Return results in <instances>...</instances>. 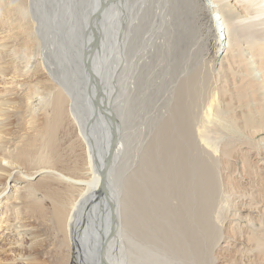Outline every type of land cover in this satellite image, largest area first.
I'll list each match as a JSON object with an SVG mask.
<instances>
[{
    "label": "bare ground",
    "instance_id": "1",
    "mask_svg": "<svg viewBox=\"0 0 264 264\" xmlns=\"http://www.w3.org/2000/svg\"><path fill=\"white\" fill-rule=\"evenodd\" d=\"M31 1L0 0V14L4 15L0 18V71L4 74L3 70L14 72L12 83L16 87L13 93L0 101V197L3 196L0 198V205L3 204L0 212L5 215L4 218L9 213L14 214L19 225L23 209H28L36 220L45 222L48 219L57 233L69 243L70 252L75 250L79 264L125 263L122 256L125 255L126 231L148 245L162 247L184 264H211L210 258L205 259V245L208 243L212 254L224 234L223 225L216 223H221V212L217 214L215 222L217 210L211 209L215 205V193L220 189L219 192L225 194L223 201L228 203L226 197L234 194L235 188L243 187L237 186L238 183L230 176L227 179L224 172L233 167L231 157L237 153L233 148L237 142L236 136L247 134L254 139L257 134H264V0H243L246 5H241V0H213L220 26L225 27L222 29L225 31L224 41L228 43L216 73L213 72L215 68L209 70L208 67L204 69L202 64L200 66L197 56L190 58V49L198 41L202 28L200 0H173V20L170 21L174 28L169 38V41H173L168 50L170 52L171 49L175 65L171 74L173 80L166 87L165 112L153 118L151 125H148L152 131L151 139L148 138L149 144L139 161L135 177L126 180L123 188L119 184L123 195L121 188L117 187L118 180H115L124 144L117 110L119 104L113 97L115 78L112 79V68H109L114 45L111 36L108 38L105 33L104 39L98 37L97 33L102 19L119 15L117 4L120 0H112L111 4L105 5V10L103 4L108 0H101L98 5L97 0H93L92 18L98 17L94 26L92 24L86 31L88 38L80 71L84 81L85 113L82 116L86 120L83 121L74 112V105L69 109L70 99L64 86L47 72L46 78H42V75L36 77L37 65L41 64L34 65L32 62L38 43L33 32L36 27L31 29L36 23L27 7ZM123 2L125 4L126 0ZM144 27L143 20L140 27L134 28L138 34ZM3 31L8 33L4 37ZM15 31L17 33L12 35ZM129 32L126 37L131 34ZM149 53L145 50L134 57L132 63L128 62L130 71L126 67L124 69L127 84L124 113L130 111V94L140 92L144 77L148 72L152 73L149 71L150 64H146ZM164 54H156L153 61H156V57H164ZM139 66L142 68L139 69ZM257 71L262 73V81L255 78ZM132 74L135 77L132 78ZM19 77H26L27 81H18ZM71 116L78 125L87 153L81 173H77L81 168L78 161L62 154L65 149L58 134ZM25 119H28L26 127H30L27 130L31 132H21L19 136L14 128L18 121ZM125 121L126 118L122 122ZM262 141L264 143V138ZM74 148L75 145H71L69 151L73 153ZM260 162L264 163V160ZM28 163L39 166L34 165V174L29 175L27 171L28 176L46 172L47 180L39 186L30 183L20 186L21 174H25L21 166ZM63 163L66 166L61 168ZM108 163L111 164L107 169ZM241 164V176L246 175L250 179H247L248 184L258 176L261 188H257L258 195H254V202L243 204L245 206L239 207L234 214L235 218L246 224L243 226L237 220L235 226L231 225L235 235L233 231L230 232L238 242L243 238L245 241L242 247L240 244L229 245V241L226 243L225 249L233 246V252L240 257L227 263L242 264V260L246 259V264H264V168L255 172L246 160L243 159ZM9 187L10 191L4 195ZM244 190L239 192L244 193ZM222 197L217 199L219 203ZM46 200L51 202L49 211L44 206ZM1 208L4 210L1 211ZM220 210L223 211V208ZM243 210L248 211L243 213ZM6 222L2 218L0 228ZM17 224L13 225L16 235H28L32 239L37 237L38 232H24L20 230L23 227ZM132 247L128 249L132 250ZM34 250L36 258H39L41 252L36 247ZM122 260L123 263L120 262Z\"/></svg>",
    "mask_w": 264,
    "mask_h": 264
},
{
    "label": "rangeland",
    "instance_id": "2",
    "mask_svg": "<svg viewBox=\"0 0 264 264\" xmlns=\"http://www.w3.org/2000/svg\"><path fill=\"white\" fill-rule=\"evenodd\" d=\"M100 1L101 0H97L96 2L97 5H98V2ZM113 1L108 0L105 4H103L104 10H105V5L111 4V2ZM172 1L173 0H128V1L126 0V3H125L126 5H125L123 0H120L117 4L119 15H115L116 17L114 16L111 19L110 18L108 19L109 16H107L106 18L102 19L97 26L98 31L97 30L96 31L98 33V37L101 36L105 39L104 35L106 33L108 38L109 36H111V42L114 45L113 46L114 48L110 47L111 54L113 53L112 54L113 58L111 57L110 60L112 62L114 61V63L110 62L109 65L111 67L109 68L113 69V70L110 69V72L112 71L111 74L113 75L112 79L115 78L114 80L115 89H114L113 97L114 99L118 100V104H119L117 110L121 118V125L123 128L122 138H123V144H124L122 155H121V161L118 163L116 173H115L116 175L115 180L116 181L118 180L117 181L118 185L117 184L116 185L119 189L121 188L119 187L120 183L122 186L126 182V180H131L132 178L135 177L137 173L139 161L145 151V148L149 144V140L151 139L152 131L149 127L152 123L151 120L157 117V115L161 116V114L165 112L163 107L165 105V100L167 96V94H165L166 87L171 82L172 69L175 65V62H173V56L172 54H170L171 49H170V52L168 50L169 48H171L172 41H173L172 39H170L169 41V38L172 37V31L174 28L173 22L170 21V20H173L171 10L173 7V3H175L174 1L173 2ZM199 4H201L200 5L201 6L200 7L201 8L200 25L202 26V28L199 30V34H198L199 39L197 41L198 43L196 42V44H194L190 49V52H189L190 58L194 59L198 57V61H200V66L202 64V66L204 65L203 66L204 69H206L205 67H208L209 70H212L215 68L216 70L214 69L213 72L216 73L218 72V68L220 67V64L222 63V59L225 55V50L228 47V43L224 41L225 36L223 33L225 31L222 30L225 27L220 26L221 24V21L219 20L220 17L216 15V12H214L213 0H200ZM240 4L246 5V2L241 0ZM27 7H28V10L32 12L31 13L32 19L36 23L31 28L33 29L36 27L35 30L33 29V32H35L34 36H36L37 38L35 39L36 44L38 43L34 48V55H33L34 58L32 59V62L34 63V65H36V63L41 64L40 65L41 67L37 65L38 72L36 71L35 73H37L38 76L36 77H39V75L40 76L42 75V78L43 77L46 78L47 77L46 72H47L60 85L64 86V88H66V93L68 94L69 99H70L69 109H71V105H74V112L77 113L79 119L82 121L86 120V118L82 116L83 113H85L84 112L85 103H83L84 102V97H83L84 96L83 95L84 81H83L80 71L82 70V60L84 57L86 39L88 38L86 31L89 26L92 27V24L94 26V21L96 20V17H98V15L96 17L94 16L95 17L94 20L92 18L93 17V13H92L93 12V0H32L28 4ZM137 11H138V14H137ZM2 16L4 15L0 14V18ZM146 16H148V18ZM137 18L138 20L136 21ZM139 19H140V22H138ZM143 20H144L145 27L143 30L139 31L137 34L136 28L140 27L141 23H143ZM132 23H135V24H132ZM133 26L136 28H134ZM129 27L132 30L134 29L133 31H136V32L130 31L131 29ZM100 28L102 30H100ZM123 29L126 31H124ZM129 31L131 32V34H127L128 37H126V33ZM132 32L134 33V35ZM16 33L17 31L12 32V35ZM7 34H8L7 32H4L2 34V37L6 36ZM131 37L133 38V40ZM130 39L133 43L130 41ZM123 42L126 44L128 43V45L126 46V44H124ZM118 48L120 49L118 50ZM145 50L146 52L147 51L150 52L149 53L150 58L146 64H150L151 69H149V71H152V73L148 72V74L144 77L145 84L144 83L142 84L140 92L136 91L138 95L137 93L135 95L130 94V98H129V110L130 111L127 110L126 113H124L123 106H125L124 98H126L125 90L127 86L124 69L125 67L128 68L127 67L128 62L129 64L132 63V60L134 59V57L139 56V54L141 55L143 52H145ZM130 51L131 52L133 51L134 53L133 52L130 53ZM130 54H132L133 56ZM156 54H164L163 55L164 57H161L160 59H158L159 57H156L155 58L156 61H153ZM123 56L124 57L126 56L125 57L126 59ZM115 57H116V60L117 59L119 60L116 61ZM153 63L155 67L152 66ZM118 64L120 68L118 67ZM138 68L141 69L142 67L139 66ZM128 71H130L129 68H128ZM3 72H5V74L0 71V101L4 97L13 93L16 90L15 85H13L12 83L13 82L12 78H14L13 76L14 72H6L5 70H3ZM140 72L141 71H139V73ZM261 76H262V73L260 74L259 71L255 73V78H259L260 79L259 81H262ZM133 77H135L134 74H132V78ZM137 79H138V76H137ZM17 80L25 82L27 81V78L19 77L17 78ZM137 82L139 81L137 80ZM135 86L132 88H135ZM133 105H135V108H132ZM160 110H162L163 112L160 113L161 112ZM74 112L72 113L74 114V117L76 118ZM72 117L73 116H71V119H69L67 122L64 123V125L65 124L66 125L63 126L64 128L62 127V129L59 130V132L60 131L61 132L58 134H59V138L63 141V142L61 141L63 148L65 150L67 149L66 151L63 150L62 154L65 155L66 157H68L67 155H70L72 156V158L76 159L78 161L79 166H81L79 172L77 173H81L83 169L82 166L85 163V159L87 158L86 157L87 153H86L85 144L84 142H82L83 140L81 138V133L79 132V129L77 127L78 125L73 122ZM124 118H126V121L122 122ZM27 120L28 119L17 122L14 128V130L16 129L15 131H17V135L20 136L21 132L22 134H25V132H28L30 134L31 131L27 130V129H30V127L29 126L26 127L28 125ZM25 121L27 124L25 123ZM145 121H147L148 123ZM20 122L21 123L23 122V124H21ZM21 128L22 129L24 128L25 131L22 130ZM147 129H149L148 135H147ZM62 135L64 136V138ZM250 136L247 134L245 135L240 134L236 136L237 142L235 141V143L233 144V148L237 150V153H234L231 157V164H233V167L232 166L229 167L230 171L228 170L224 171L225 174L227 173L226 174L227 179H228V176H230L231 180H234L238 183L237 186L241 185L239 187L241 188L243 186L241 188L242 190L244 189H247V190H244V193H240L239 191L241 189L235 188L234 194L229 196L233 199H230L228 196L226 197L227 200L229 199V202L230 200L232 201L230 203L229 202L225 203L223 201L225 200L224 198L225 194L222 195L223 193L219 192L220 189L218 192L215 193V196H216V197L214 196L215 201L213 199V203L215 205H213L211 209L217 210V211L215 210L216 212L214 215L215 217L214 220L216 222V218L218 216L217 214L221 212L220 213L221 215L219 214V220H221L222 224L220 223V221H217L216 223L217 224L219 223L218 224L219 226L223 225L224 234L219 244L215 246V248L213 249L212 254L210 253V246L208 245V243L207 245H205V252H204L205 259L207 260L208 258H210L211 264H228L227 261H230V259L235 260L236 258H240L238 256L239 254L237 255L234 253L235 251L233 252V250L235 249L233 246L235 244H240L241 247L244 245L243 243L245 241V238H243L241 242H238L237 238H235L234 236L235 233H234V230L231 228L232 227L231 225L234 224L235 226L238 222H241L242 225L244 226L246 223L242 220H238L237 218H235L234 214L236 211H239L238 210L239 207L245 206L243 204L254 202V195L256 196L258 195L257 188L260 190L261 185L258 183V176H255V178H252L249 184H248V181L250 179L246 175L241 176L240 174V169H242L241 161L243 162V159L246 160V162L249 164V167L251 166L252 167V168L250 167L251 169L254 168L253 170L255 172L259 169L264 168V163L260 162V160H264V145H263L264 143H262L264 134L259 133L254 137V139L252 136L251 137ZM143 141H145V143ZM71 145H75L73 153L69 151V148ZM23 165L21 166L23 168V170L21 171L22 172L25 171L24 172L25 174H21V176L23 175V178H20V181L18 182L20 186L27 185L28 183L34 186H39L41 182H44L47 180L45 177L47 175L46 172H42V174H37L32 177L28 176V174L30 175L36 172V170L34 169H36L35 166L37 165L32 164L33 165L32 166L31 163L23 164ZM28 165L30 166L28 167ZM60 166L62 168L63 166H66V164L63 163ZM18 170H15V172H17ZM27 171H28V174H27ZM18 172L20 173V171ZM65 173H68V172H65ZM252 175H255V174H252ZM238 179H241V180L238 181ZM59 186L61 188H65V186L62 184L61 185L59 184ZM122 188L120 191H122V195H123ZM10 189L11 187H9V189L5 192L4 195H6V193L10 191ZM248 195H252V197ZM219 196L220 197L223 196L222 199H220V203L224 202L223 203V205L225 204L224 206L220 204L219 201H217V199L220 198ZM2 197L3 196H1L0 198ZM0 201L2 200L0 199ZM218 203L222 205L223 207H221ZM2 205L3 204L1 203L0 206L3 207ZM218 205L220 206V208ZM44 206H46L47 211H49L48 209L51 207V202L49 200H46L44 202ZM222 208H223V211L220 210ZM1 209H2L1 211L4 210V208H1ZM37 209L39 210L41 208H37ZM23 210L24 212H22V214L20 215L21 223L19 225L17 224L18 221H15L16 218L14 214L10 215L9 213L6 216L7 218L6 219L4 218L5 215L3 216L2 212H0V226L2 223V218L7 220L6 224L4 223L2 226L3 229L2 227L0 228V264H79V261L77 259V253L75 252V250L70 252V249L67 246L69 245V243L64 241L63 237H61V235L57 233L54 226L51 225V222L48 221V219L45 222H42L41 219L36 220L34 215L31 214L28 211V209L27 210L23 209ZM247 211L248 210H245V211L243 210V213ZM16 224L17 226H22L23 228L20 230L24 232H26L25 230H29L33 233L38 232L37 235H35L37 236L35 237L37 239L35 238L32 239L31 238L32 236H28V235H25V237L23 235H16L17 231L14 229V226H13ZM227 226L228 228H231V229H228ZM259 227H260V223L258 225V228ZM230 231L231 232L233 231L234 235H232ZM126 232H127L125 233L126 248L124 249L125 255L122 256V259L125 261V263H123L124 262L123 260L120 261L121 263L123 264H134V263L135 264H184V261L174 257L172 254L165 251L162 247L157 248L154 245H148L145 242H142L136 239L133 233H131L133 234L132 236L130 233H128V231ZM227 242L229 243V245L230 243L231 245H233V246H230V249H225V247L227 246L226 244ZM32 243H35L34 245L36 247V250L41 252L42 257L40 256L39 258H36V253L34 252L35 251L34 245H33V248H31ZM131 246H133L132 247L133 251L129 250L131 249L130 248ZM126 253L128 255H126ZM136 257L138 260L135 259ZM246 263H247V260L243 259L242 264H246Z\"/></svg>",
    "mask_w": 264,
    "mask_h": 264
},
{
    "label": "water",
    "instance_id": "3",
    "mask_svg": "<svg viewBox=\"0 0 264 264\" xmlns=\"http://www.w3.org/2000/svg\"><path fill=\"white\" fill-rule=\"evenodd\" d=\"M110 164H111V163H108V165H107V169H108V167L110 166Z\"/></svg>",
    "mask_w": 264,
    "mask_h": 264
}]
</instances>
